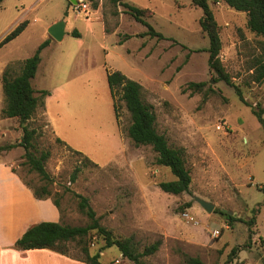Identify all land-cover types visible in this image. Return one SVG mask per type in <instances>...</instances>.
I'll use <instances>...</instances> for the list:
<instances>
[{"label":"rangeland","instance_id":"obj_1","mask_svg":"<svg viewBox=\"0 0 264 264\" xmlns=\"http://www.w3.org/2000/svg\"><path fill=\"white\" fill-rule=\"evenodd\" d=\"M125 1L152 11L146 20L165 39L146 35V26L106 0H84L92 10L89 17L70 0H5L0 5V42L27 22L16 39L0 48V146L23 136L18 119L2 116L3 73L10 67L13 76L19 74L23 62L51 40L33 80L37 91L51 95L27 124L37 130L36 154H51L46 163L53 178L49 199L59 201L61 223L90 224L76 193L89 199L100 224L115 238H132L140 251L161 241L144 264H185V255L205 264H264V130L233 88L215 83L210 41L200 26L203 10L191 0ZM211 6L226 71L248 103L264 107V82L253 83L250 70L262 38L248 29L246 13L221 2ZM62 20L66 34L56 41L49 28ZM117 71L142 85L159 133L172 148L184 151L192 177L189 193L164 192L160 183L175 180L170 169L157 164L150 146L138 147L129 137L131 116L121 94L112 97L108 82ZM191 82H206V89L215 92H184ZM13 152L7 160L23 183L47 185L22 166V147ZM77 168L81 172L73 182ZM198 199L214 204V210L208 212ZM222 212H231L235 221ZM86 241L91 254L105 246L95 231ZM82 247L71 242L66 250L83 259ZM101 262L134 264L116 247L102 252Z\"/></svg>","mask_w":264,"mask_h":264},{"label":"trees","instance_id":"obj_2","mask_svg":"<svg viewBox=\"0 0 264 264\" xmlns=\"http://www.w3.org/2000/svg\"><path fill=\"white\" fill-rule=\"evenodd\" d=\"M4 1L0 0V5ZM106 1L115 6L124 7L127 14L148 28L146 35L160 40L165 39V36L156 31L146 20V18H152L154 15L149 9L136 7L125 0ZM191 2L204 12V16L200 20V26L210 41L208 48L209 66L215 74V83L225 82L233 88L240 102L251 109L252 114L258 119L264 130V107L260 105L255 107L246 101L243 91L234 83L221 61L223 45L220 26L211 6V2H221L237 12L246 13L248 29L256 36L262 38L261 52L252 59L250 66L252 82L260 85L264 82V0H191ZM94 8H98V3L94 4ZM26 26L27 22H23L16 27L0 42V48L16 39L26 29ZM73 35L80 36L77 31L73 32ZM50 43L51 40L43 42L35 55L23 62L19 74L13 76L10 67H8L3 73L2 79L5 96L2 116L8 119H18L23 125V136L16 144L0 146V153L8 152L18 147H22L25 150L22 166L29 167L30 172L38 174L41 181L47 184L43 187H34L27 182L24 183L28 188L32 189L35 197L39 200L49 199L51 196L48 185L53 183V178L46 169V163L50 159L51 154L49 151H43L39 156L36 154L34 141L37 136V130L30 129L27 123L33 118L39 108H45V98L51 95L49 90L37 91L33 86V80L36 78L42 62L41 53ZM108 82L112 97H115L117 92L121 94V100L125 103V107L131 116V125L128 128L131 140L138 147L150 146L157 154V164L169 168L175 177V180L160 183V188L172 195L189 193L192 177L186 166L185 153L182 149L172 148L166 136L159 133L157 116L153 108L143 100L142 85L118 71L109 74ZM207 85L206 82H191L186 86L184 92L190 91L191 94L214 93L215 91L211 87L206 89ZM58 141L63 142L61 139H58ZM13 172L16 173L14 169ZM80 172L81 168H77L72 178L73 182L76 181ZM73 195L79 200V208L89 218L90 224L86 226H69L61 222H42L31 227L16 242V248L24 251L49 249L58 254L82 261L85 264H102L101 253L113 247H116L123 257L134 264H144V258L153 256L159 251L162 244L161 241H157L140 251L132 238H115L111 232L100 224V220L91 207L89 199L76 193H73ZM53 203L60 211L59 201L56 199ZM221 214L230 223L235 221L232 215L225 212ZM94 231L103 236L105 246L99 249L97 253L91 254L86 240ZM71 242H78V244L83 246V259L73 258L69 255L66 245ZM184 262L185 264H205L200 259L187 255L184 256Z\"/></svg>","mask_w":264,"mask_h":264},{"label":"crops","instance_id":"obj_3","mask_svg":"<svg viewBox=\"0 0 264 264\" xmlns=\"http://www.w3.org/2000/svg\"><path fill=\"white\" fill-rule=\"evenodd\" d=\"M14 150L0 153V264H85L49 249L16 248V242L31 227L61 222V215L51 199H36L32 189L13 172L7 158Z\"/></svg>","mask_w":264,"mask_h":264},{"label":"water","instance_id":"obj_4","mask_svg":"<svg viewBox=\"0 0 264 264\" xmlns=\"http://www.w3.org/2000/svg\"><path fill=\"white\" fill-rule=\"evenodd\" d=\"M71 3L74 5L78 4V0H70ZM49 34L50 36L56 40V41H62L66 34V22L64 20L59 21L55 24H53L49 28ZM198 202L201 204L202 207H204L208 212H212L214 210V204L206 202L202 199H198ZM228 214L232 215L231 212H228Z\"/></svg>","mask_w":264,"mask_h":264},{"label":"built area","instance_id":"obj_5","mask_svg":"<svg viewBox=\"0 0 264 264\" xmlns=\"http://www.w3.org/2000/svg\"><path fill=\"white\" fill-rule=\"evenodd\" d=\"M75 9L79 14H85L87 17H89L90 12L92 11L90 5L86 4L84 0H79ZM217 234H219L218 231Z\"/></svg>","mask_w":264,"mask_h":264}]
</instances>
